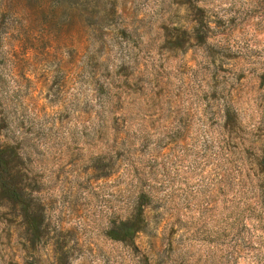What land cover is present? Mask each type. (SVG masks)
<instances>
[{
	"label": "rangeland",
	"instance_id": "374dc122",
	"mask_svg": "<svg viewBox=\"0 0 264 264\" xmlns=\"http://www.w3.org/2000/svg\"><path fill=\"white\" fill-rule=\"evenodd\" d=\"M263 75L264 0H0V264H264Z\"/></svg>",
	"mask_w": 264,
	"mask_h": 264
},
{
	"label": "trees",
	"instance_id": "16d2710c",
	"mask_svg": "<svg viewBox=\"0 0 264 264\" xmlns=\"http://www.w3.org/2000/svg\"><path fill=\"white\" fill-rule=\"evenodd\" d=\"M261 79L263 80L262 82L264 83V75L261 77ZM221 117H222V120H224V124L222 127L224 130L223 134H226V133L228 134L226 138H227V142L230 144L232 140L235 139V137H231L232 132L230 131V129L232 128V124L235 123V120L230 114L228 113L226 114V112H223ZM226 128L228 129V132H226L225 130ZM259 167H260V174L264 175V160H262L259 163ZM142 212L138 210L139 215H141ZM140 220L141 218H138L137 223H139ZM120 230L122 231L121 239L126 240L129 238H132L135 235V233L140 231L141 226L134 224L131 220H128V221L121 223Z\"/></svg>",
	"mask_w": 264,
	"mask_h": 264
}]
</instances>
